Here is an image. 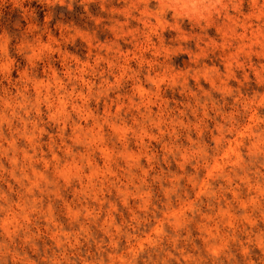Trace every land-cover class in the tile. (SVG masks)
Returning <instances> with one entry per match:
<instances>
[{
    "label": "clouds",
    "instance_id": "clouds-1",
    "mask_svg": "<svg viewBox=\"0 0 264 264\" xmlns=\"http://www.w3.org/2000/svg\"><path fill=\"white\" fill-rule=\"evenodd\" d=\"M0 264H264V0H0Z\"/></svg>",
    "mask_w": 264,
    "mask_h": 264
}]
</instances>
